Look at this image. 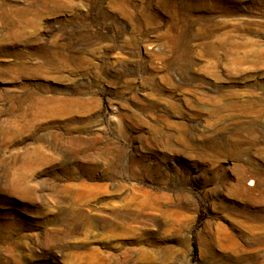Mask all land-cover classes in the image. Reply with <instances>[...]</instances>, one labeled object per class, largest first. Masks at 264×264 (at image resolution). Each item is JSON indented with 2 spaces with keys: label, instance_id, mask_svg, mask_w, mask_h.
<instances>
[{
  "label": "rangeland",
  "instance_id": "rangeland-1",
  "mask_svg": "<svg viewBox=\"0 0 264 264\" xmlns=\"http://www.w3.org/2000/svg\"><path fill=\"white\" fill-rule=\"evenodd\" d=\"M0 264H264V0H0Z\"/></svg>",
  "mask_w": 264,
  "mask_h": 264
},
{
  "label": "bare ground",
  "instance_id": "bare-ground-1",
  "mask_svg": "<svg viewBox=\"0 0 264 264\" xmlns=\"http://www.w3.org/2000/svg\"><path fill=\"white\" fill-rule=\"evenodd\" d=\"M246 166H249V165H246ZM258 173H259V169L258 168H253L252 174L258 175ZM254 185H255V183H253V181L251 183L247 184V186H249V187H252Z\"/></svg>",
  "mask_w": 264,
  "mask_h": 264
},
{
  "label": "trees",
  "instance_id": "trees-1",
  "mask_svg": "<svg viewBox=\"0 0 264 264\" xmlns=\"http://www.w3.org/2000/svg\"><path fill=\"white\" fill-rule=\"evenodd\" d=\"M196 250V249H195Z\"/></svg>",
  "mask_w": 264,
  "mask_h": 264
}]
</instances>
